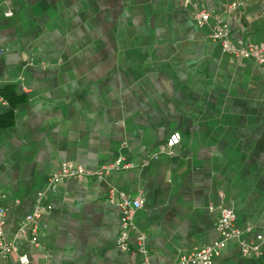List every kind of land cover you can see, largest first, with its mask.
Masks as SVG:
<instances>
[{
  "label": "crops",
  "instance_id": "1",
  "mask_svg": "<svg viewBox=\"0 0 264 264\" xmlns=\"http://www.w3.org/2000/svg\"><path fill=\"white\" fill-rule=\"evenodd\" d=\"M231 1L0 0V88L15 84L26 97L0 129V205L6 237L32 264H140L138 232L152 264H177L219 239L221 205L245 239L264 237V66L210 37L219 15L234 41H263L264 0L228 12ZM203 5L213 15L199 26ZM9 109L0 96V113ZM173 132L180 143L161 152ZM118 158L133 167L49 192L39 246L17 235L63 162ZM111 186L145 199L128 251ZM261 248L244 257L232 239L214 264H264V239ZM0 264L19 262L0 255Z\"/></svg>",
  "mask_w": 264,
  "mask_h": 264
},
{
  "label": "built area",
  "instance_id": "2",
  "mask_svg": "<svg viewBox=\"0 0 264 264\" xmlns=\"http://www.w3.org/2000/svg\"><path fill=\"white\" fill-rule=\"evenodd\" d=\"M241 0H232L227 7L228 12H233L240 5ZM8 15L11 12H7ZM213 13L205 5L199 7L194 14L196 23L199 26L210 24ZM211 26L210 37L220 43L223 52L230 54L237 60L253 59L264 66V40L251 42L238 40L234 41L230 35L228 24L219 16L215 15V20ZM181 141L180 132H173L168 137L161 152H172L173 148ZM158 152L154 154L158 157ZM133 167L130 162H125L123 158H118L110 163L103 164L97 168L85 167L74 161H65L53 172L48 181V189L38 192V203L21 220L17 230V235L29 238L35 246L40 245L39 231L40 220L45 210L51 208L48 201L49 192L64 179L70 177L93 176L104 178L113 170H124ZM108 200L115 202L121 211L120 229L117 236V243L125 251L131 249V234L136 231L135 215L136 211L144 203V197L135 198L130 193L120 190L116 186L109 189ZM18 201V200H17ZM8 209L0 205V255H16L19 264H32L28 252L21 250L14 240H10L5 234V223ZM235 211L225 205H221L220 216L217 222V229L220 234L219 239L210 244L195 248L189 252L180 254L177 264H214L215 258L221 253L227 243L236 239L240 244V251L244 257L260 256L262 254L261 243L264 239L262 234H258L255 240H247L243 237V230L235 225ZM137 250L142 255L140 264H152L151 256L146 246V237L142 232L137 233Z\"/></svg>",
  "mask_w": 264,
  "mask_h": 264
},
{
  "label": "trees",
  "instance_id": "3",
  "mask_svg": "<svg viewBox=\"0 0 264 264\" xmlns=\"http://www.w3.org/2000/svg\"><path fill=\"white\" fill-rule=\"evenodd\" d=\"M0 96L10 105L9 111L0 113V129H2L14 124L15 109L20 102L25 101L26 97L24 93L18 91L15 84L0 88Z\"/></svg>",
  "mask_w": 264,
  "mask_h": 264
}]
</instances>
